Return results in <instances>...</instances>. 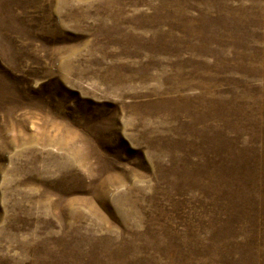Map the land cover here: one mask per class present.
Returning <instances> with one entry per match:
<instances>
[{"label": "rangeland", "instance_id": "374dc122", "mask_svg": "<svg viewBox=\"0 0 264 264\" xmlns=\"http://www.w3.org/2000/svg\"><path fill=\"white\" fill-rule=\"evenodd\" d=\"M0 264H264V0H0Z\"/></svg>", "mask_w": 264, "mask_h": 264}]
</instances>
